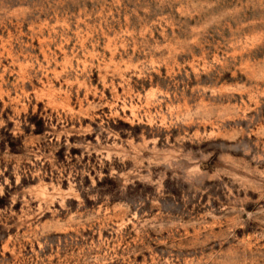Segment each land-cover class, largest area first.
Returning a JSON list of instances; mask_svg holds the SVG:
<instances>
[{"label":"rangeland","instance_id":"374dc122","mask_svg":"<svg viewBox=\"0 0 264 264\" xmlns=\"http://www.w3.org/2000/svg\"><path fill=\"white\" fill-rule=\"evenodd\" d=\"M0 264H264V0H0Z\"/></svg>","mask_w":264,"mask_h":264}]
</instances>
